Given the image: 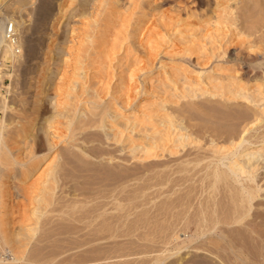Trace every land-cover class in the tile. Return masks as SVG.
<instances>
[{
  "label": "bare ground",
  "instance_id": "bare-ground-1",
  "mask_svg": "<svg viewBox=\"0 0 264 264\" xmlns=\"http://www.w3.org/2000/svg\"><path fill=\"white\" fill-rule=\"evenodd\" d=\"M92 1L95 10L81 36L88 46L83 66L91 71L82 74L85 82L75 93L71 83L67 94L63 88L71 102L66 99L61 110L58 101L60 111L46 115L40 128L47 146L39 163L61 142L74 147L48 162V179L32 189V199L39 201L51 184L61 185V205L45 213L39 227L31 225L30 239L47 229L48 246L56 248L65 238L63 246L73 252L84 246L86 253L71 254L72 264L130 254V263L119 264H171L189 247V264H264V51H247L257 44L238 24L237 3L207 0L195 13L183 6L184 16L179 12L175 23L159 16L160 22L145 24L153 0H128L124 10L120 0ZM256 7L259 31L264 2ZM191 16L203 21L191 23ZM169 28L173 35L167 38ZM159 56L168 62L155 63ZM157 65L160 70L151 76ZM43 89L33 101L36 112L46 103ZM86 130H92L91 150L76 142ZM38 170V163L27 166L10 175L7 185ZM188 231L189 238L177 240ZM62 232L68 234L59 236L64 239L57 236ZM43 250L5 263L60 264L56 254L48 257Z\"/></svg>",
  "mask_w": 264,
  "mask_h": 264
},
{
  "label": "rangeland",
  "instance_id": "rangeland-1",
  "mask_svg": "<svg viewBox=\"0 0 264 264\" xmlns=\"http://www.w3.org/2000/svg\"><path fill=\"white\" fill-rule=\"evenodd\" d=\"M212 1L213 0H211V2ZM224 1L225 2L222 3L230 2L231 5L237 3L236 6L239 7L238 15H240L238 24L242 26L245 29V31L253 33L250 40H253V42L256 43L257 45L255 48L247 50L249 53H251L250 56H252V54L254 55L255 52L253 51L258 50L263 52L264 27H262V29L259 31L256 30L255 28L262 24V21L260 19L258 20L257 17L256 5L263 3L264 0H224ZM69 2L71 1L70 0H24V1L0 0V200H1L0 259H2L0 260V264L2 263L4 264L5 261L6 262H8L9 260L11 261L14 255L15 256L26 255L27 257L28 252L31 251L30 254L33 252L35 253L39 252V249L41 247L44 248L43 251H45L44 253H46L48 257L56 254L57 256L55 257V260L58 259L57 263L72 264L71 254L72 256L73 254H75L74 256L76 257L78 255L77 252L81 250L80 249L81 246L79 248L77 247L79 250L77 248L76 249L74 248L75 250H78L77 252L75 251L76 252L75 253L73 252L74 250L72 248L71 250L70 247L66 248L63 246V244L67 242L65 241L67 238L64 239L59 236H62L64 234V236L62 237L65 236L67 237L68 234L66 233L67 235H65L64 232H62V234L57 233V236L60 239H64V241L61 240L58 243V246H56V248L54 247L55 245L52 246L53 243L51 246L46 245L47 238L44 239V237H46L45 235L47 234L46 233L47 229L45 231L43 230V232H45V235L42 232V229H40L38 230L40 233L38 232V235L36 237L33 236L34 238L32 237V239H30L31 238L30 235L32 232L30 231L32 229L31 225H34V227L37 225L39 227L41 219H43L46 216L45 213L49 212V210H51L53 207L55 206L57 207V205L58 206L61 205L60 204L61 202L59 201L58 203L57 200L59 198L58 195H61L62 193L61 190H63L60 188L61 185L60 187L57 188V184L53 183L51 184V187L47 189L49 192L45 191V194L42 195L44 197L41 198V200L39 201L35 198L37 200L36 201L35 199H32L33 198L32 192H34L32 189H34L37 186H40L44 181L48 179V174L51 168L49 167L51 165L50 163L54 160L57 154L58 155L64 154L66 147L74 148L72 147V142H68V141L61 142L62 144L60 143L59 145H57L55 150H50L45 160L40 161L39 163L38 160H40V156L43 155V152L46 150V146H47L45 140L42 139L44 137L42 135L44 134L42 129L40 128L43 126V124L46 125L45 123L46 117H48L49 115L51 116L53 113H54L53 115H55L56 110L60 111L59 106L60 109L62 110L61 106L64 107L65 103L67 104L66 99H68L67 100L68 103L71 102V99L69 100V97H67L65 94H67L68 91L71 90L72 86L75 88L71 90V93H75L76 91H78L80 88L79 86H81L83 84L82 82L83 81L85 82L86 79V78L85 79L81 78L82 74L84 73L85 75L86 73L89 75V71H91L90 67H84V66H88L86 64L88 60H85L86 58L84 56L85 54L87 55V50L84 49H87L88 46L86 45V43L85 45H82L84 43L81 42L83 40V37L81 36L83 34L84 24L88 22V20L91 19L92 16V15L89 16L88 14L89 13L91 14L95 10V4L94 1L92 0H72L70 6H68V9L64 11L65 7L69 4ZM206 2L207 0H153L152 4L150 3V5L148 4V6L145 4V7L147 6L146 9H148L151 13L148 11L147 13L149 15H146L145 19L142 18V22L144 21L143 23L145 24L147 21L158 23L160 22V20H158L159 16L162 19L169 18L171 19L172 22L174 20L173 18L177 17L178 14L182 12L183 6L189 7L187 9L195 13L200 11V9L206 4ZM120 5L123 6L122 9L124 10L126 9L127 5L129 6L130 4L128 0L126 1L120 0ZM215 5L216 4H212V6ZM207 9L209 12L210 6H208ZM112 10L116 11L115 9ZM183 16L184 14L181 13L180 17ZM262 18L264 20V16ZM189 20L191 21V23H195L196 21L194 20V16H191ZM201 21L203 20H200L199 22ZM199 22L196 21V23ZM173 23H175V20ZM72 27L76 32L75 31L72 32L73 29ZM168 31H169L168 32L169 35L167 36V38L173 35L172 29L169 28ZM175 33H177V31ZM104 34L105 36L106 35L108 36L109 32H104ZM104 34L102 33L103 36ZM101 38L103 39L104 37L101 36ZM134 40H137V38H134ZM5 42H7L8 45H6ZM8 46L12 47V50L10 51L11 57L4 61L3 57L5 54V49ZM163 47L165 48V46ZM77 50L78 52L76 53ZM82 50L85 52V54ZM248 52H246L244 56L246 55V57H250L248 56L249 54ZM73 54L74 55L78 54V55H76L77 56L76 57ZM72 56H74L75 58L74 57L72 58ZM224 57H227V53L224 55ZM63 58L65 61L63 60ZM75 59L77 63H75L76 61L74 62ZM81 60L83 62H81ZM161 60L168 62V60L160 56L157 59H155L154 62L156 63L157 61H161ZM236 63L237 64L235 65V67L238 68L241 65L240 64L241 62L238 63L237 61ZM72 65H74L73 68ZM82 66L84 68H82ZM42 67H45V71L43 72L41 71ZM160 68L161 67L157 65L155 71L150 73L151 76H154L158 72V70H160ZM72 72L73 74H75L76 72L74 77ZM79 73L80 76H78ZM140 74L141 73H139V75ZM144 75L141 74L140 77L143 78ZM67 77L69 81L67 80ZM79 77L81 80L79 79ZM40 79H44L42 85H40L37 82V80ZM35 81L37 82L36 84L34 83ZM66 83L68 85L67 88L66 86H64L66 85ZM70 83L71 85L72 84L73 85L71 86ZM53 84H55L54 87ZM59 84L60 85L63 84V85L60 86ZM56 85L60 86L59 88L61 89L56 87ZM55 87L57 88V90L54 91L53 89ZM63 88H65L64 89L66 91L64 92L65 94L63 93L64 91ZM40 89H43L45 91L44 94L46 97H44V100L46 103H44L43 106L46 108L43 107L44 109L42 108L38 112H36L33 107L34 105L33 101L39 96L38 93L39 91H41ZM49 94H53V95H49ZM55 98H57V100H55ZM54 101L56 103L58 101L59 102L61 101L62 104L61 103L59 104V102L55 104ZM52 102L54 103V105ZM49 103L51 104L49 105ZM58 104L59 106L56 107ZM126 112L128 113L130 111L128 110ZM262 127L261 129H263ZM21 128L22 131L19 130ZM95 129L96 130L98 129L97 131H99V128H97L96 126ZM39 130L42 132H39ZM96 130H94V132ZM88 131L89 130H86V133L83 131V134H81V138L80 139L78 138L76 142H78L77 144L80 145V146L78 145L79 147L87 146L86 148L91 150L90 148L92 143H91V139L89 140V138L91 136L92 130H90L89 132ZM31 132H33V134ZM17 133L18 135H16ZM36 136H39L40 139H42V140L39 139L40 143L37 142L38 139L36 140L34 139ZM32 140H34L33 144H31ZM42 141L44 143H42ZM29 145L31 148L29 147ZM75 148H76L75 150L81 149L78 147ZM35 151L37 152L35 153ZM12 155L14 156V158ZM48 162L50 165L47 164ZM37 163L39 170L36 173L32 174L24 181L13 179L15 181L12 180L11 184L7 185V180L10 179V175L12 176L18 175L20 172L23 171V169H25V167L33 166V164L36 165ZM261 174L264 173L262 172ZM261 174L260 177L263 176V175L261 176ZM262 181L263 180H261L260 183H262ZM5 185L7 186V188ZM6 193L8 194V196ZM55 200L57 201L58 204L55 202ZM35 205L36 206L40 205L39 211L36 212L37 215L34 214L35 212L34 208L36 207ZM27 226L30 227H28L27 229L26 228ZM192 232L191 231H188L186 233L182 232L183 235L181 234L180 239L178 238L177 240L185 239V235L186 237L189 238ZM40 235L42 236V238L40 237ZM181 236L184 238H182ZM37 237L40 240L43 239L42 242H39ZM83 247L84 246H82L81 248ZM36 248H38V250L35 251ZM189 248H186V250H183V253L182 252L180 253L181 257L183 256L182 259L172 263L173 264L191 263V261H193L192 256L194 255V251L192 253L191 250L192 248L190 249ZM32 250L34 251L32 252ZM82 250L86 251L84 248ZM81 251H79V253ZM84 251H82L80 254H82ZM130 255L132 257L134 256V254H130ZM128 257L127 256L116 257V258L113 257L111 258L112 260L111 259L110 260L114 264L116 263L119 264L120 263L119 261H121L120 259H122L123 263L126 262L124 260H127V262L130 263ZM81 259L84 258H79L80 261H77L78 263L80 262L79 264H83ZM92 259L93 258H91V261ZM102 259L104 260V262ZM102 259L100 261L103 264L104 263L106 264V261L109 262L107 264H112L111 261H108L109 259H104V258ZM115 259L117 262L115 261ZM95 260L96 259H94V263L92 261V264L96 263L97 260L96 261ZM100 261L97 262L101 264ZM77 262L73 264H77ZM86 262L88 264L90 261L88 260ZM17 264H22V263L17 262ZM89 264H91V262Z\"/></svg>",
  "mask_w": 264,
  "mask_h": 264
}]
</instances>
